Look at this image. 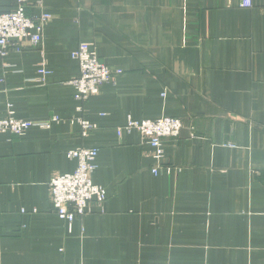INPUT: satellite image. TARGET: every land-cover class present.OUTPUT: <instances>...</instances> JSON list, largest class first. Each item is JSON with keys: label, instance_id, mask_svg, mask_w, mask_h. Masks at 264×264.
I'll list each match as a JSON object with an SVG mask.
<instances>
[{"label": "crops", "instance_id": "1", "mask_svg": "<svg viewBox=\"0 0 264 264\" xmlns=\"http://www.w3.org/2000/svg\"><path fill=\"white\" fill-rule=\"evenodd\" d=\"M241 2L29 0L52 17L40 47L0 55V118L61 120L0 134V264H264V0ZM81 42L122 73L79 111ZM163 116L184 128L154 173L147 140L117 128ZM80 117L97 128L83 135ZM80 147L98 149L108 197L70 230L50 181Z\"/></svg>", "mask_w": 264, "mask_h": 264}, {"label": "built area", "instance_id": "2", "mask_svg": "<svg viewBox=\"0 0 264 264\" xmlns=\"http://www.w3.org/2000/svg\"><path fill=\"white\" fill-rule=\"evenodd\" d=\"M15 3L12 10L0 11V55L10 51H21L27 48H38L42 45L44 30L52 15L44 12L39 16L30 17L26 9L29 0H11ZM241 6L252 7L253 0H242ZM72 57L79 62L80 73L71 82L75 89V99L80 103L78 110H83V104L90 97L100 92V87L110 81L114 74H121L122 70L113 71L103 62L92 43L81 42ZM45 67L39 69L40 75H45ZM58 115H52L45 120L34 121L18 118L10 107L7 116L0 118V134L11 133L23 136L34 125L43 129H50L59 122ZM74 122V119L71 120ZM76 121L81 125V133L89 134L97 125L83 117ZM184 128L182 119L173 116H163L158 119H134L129 117L127 123L117 128L119 136L133 131L139 132L152 147V157L157 163L152 169L158 173L162 169L165 156L164 138H178ZM68 157L77 161L75 171L59 173L50 181V197L53 209L59 218L64 220L70 230L76 218L90 212V203H103L107 197V189L93 181V174L97 167L98 149L95 147H80L68 152ZM171 170L170 167H163Z\"/></svg>", "mask_w": 264, "mask_h": 264}]
</instances>
